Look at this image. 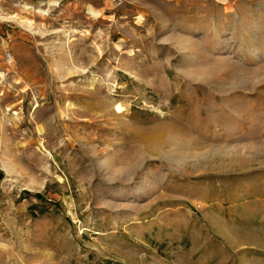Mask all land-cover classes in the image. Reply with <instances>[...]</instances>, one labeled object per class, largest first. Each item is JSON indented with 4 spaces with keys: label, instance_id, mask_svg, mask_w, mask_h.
Returning a JSON list of instances; mask_svg holds the SVG:
<instances>
[{
    "label": "rangeland",
    "instance_id": "rangeland-1",
    "mask_svg": "<svg viewBox=\"0 0 264 264\" xmlns=\"http://www.w3.org/2000/svg\"><path fill=\"white\" fill-rule=\"evenodd\" d=\"M0 264H264V0H0Z\"/></svg>",
    "mask_w": 264,
    "mask_h": 264
},
{
    "label": "built area",
    "instance_id": "built-area-1",
    "mask_svg": "<svg viewBox=\"0 0 264 264\" xmlns=\"http://www.w3.org/2000/svg\"><path fill=\"white\" fill-rule=\"evenodd\" d=\"M115 6H121L124 3V0H112ZM9 58L12 61V56L9 54Z\"/></svg>",
    "mask_w": 264,
    "mask_h": 264
}]
</instances>
